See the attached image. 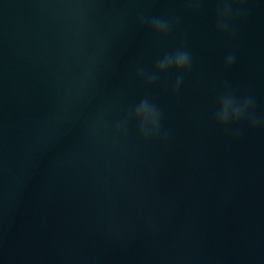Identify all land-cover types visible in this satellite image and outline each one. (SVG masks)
I'll use <instances>...</instances> for the list:
<instances>
[{
	"label": "water",
	"instance_id": "water-1",
	"mask_svg": "<svg viewBox=\"0 0 264 264\" xmlns=\"http://www.w3.org/2000/svg\"><path fill=\"white\" fill-rule=\"evenodd\" d=\"M221 6L0 0V264H264V0L227 32ZM178 49L189 70L138 75ZM226 91L260 123L218 124Z\"/></svg>",
	"mask_w": 264,
	"mask_h": 264
},
{
	"label": "clouds",
	"instance_id": "clouds-1",
	"mask_svg": "<svg viewBox=\"0 0 264 264\" xmlns=\"http://www.w3.org/2000/svg\"><path fill=\"white\" fill-rule=\"evenodd\" d=\"M245 0H220L222 5L217 9V24L218 27L227 32L229 22L234 15L233 4H243ZM189 3L198 4L199 0H189ZM144 18L141 17V23ZM150 27L159 35H167L170 31V23L161 18H152ZM235 57L229 55L226 59L227 66L234 63ZM191 67L190 53L184 49H178L173 54H166L162 59L157 61L156 72L146 74L143 69L138 71V75L147 80L149 83L155 82L159 73L167 72L172 68L177 71H186ZM182 77H178L176 81V89L179 90L182 83ZM254 101L250 97H245L243 100H238L230 91H226L220 98V110L216 114L217 123L221 126H228L230 123H239L247 119L253 126H256L258 121L253 112ZM135 118L140 123V132L145 140H149L160 133L161 114L154 103L147 98L142 99L135 107L134 111L129 113V119ZM127 122L118 123L116 131H121L126 128Z\"/></svg>",
	"mask_w": 264,
	"mask_h": 264
}]
</instances>
